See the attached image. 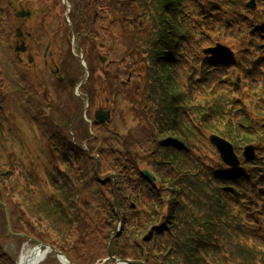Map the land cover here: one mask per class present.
<instances>
[{
	"label": "trees",
	"instance_id": "16d2710c",
	"mask_svg": "<svg viewBox=\"0 0 264 264\" xmlns=\"http://www.w3.org/2000/svg\"><path fill=\"white\" fill-rule=\"evenodd\" d=\"M70 1L78 5L72 11L77 30L83 25L89 32L86 34L92 37L94 33H90V29L95 22L100 29L116 26L121 31L118 36L112 32L115 28L106 32V48L101 47L105 48L103 54H108L109 58H118L114 63H103L104 66H101V76L96 81L104 90L113 94L118 89L127 88L125 96L133 99V95L127 92L132 83L124 87V78L121 77L131 76V82H134L144 75L147 91L143 90L145 95L136 104L139 108L144 102L146 115L154 124L152 143L155 146L158 143L157 161L172 163L154 164L161 181L179 175V170L193 175L186 176L189 182L187 189L184 179L176 184L177 177L170 187L162 189L161 192L165 191L173 199L169 223L162 226L158 224L162 210L152 209V205L137 198L136 191H125L121 186L123 182L119 183L120 174L116 185L121 196L118 198L123 228L113 241V253L122 259L146 260L148 264H264V156L261 157L264 155V127L256 124V128L251 129L255 121L245 110L237 119L240 122H235L236 114L231 109L234 105L231 101L237 100H233L232 94L217 82L220 73L230 65L236 66L235 59H218L204 53L207 47L220 40L234 45L237 37H244L246 46L240 52L242 61L260 50L261 56H264V0H258L260 9L257 18L245 19L246 31L236 29L237 19L240 18L232 9L240 11L228 0ZM225 8L230 16L221 20L225 32L209 34L211 30L204 28V22L215 19L213 14L223 13ZM57 16L63 22L61 16ZM86 34L82 36L89 40ZM96 42L97 39L91 42V51L96 50ZM119 43H123V51L115 58L112 49ZM200 72L203 81L197 82ZM138 89L142 90L136 87L134 91ZM258 100L261 102L256 112L264 117V93ZM234 106L236 108V103ZM237 107L244 108L243 105ZM211 133L228 138L239 149V154L249 143H262V147L253 160H245L239 169L229 168L219 159L220 164L216 160L212 168L205 167L206 172L200 170L199 174L197 169L200 165L197 164L200 161H196V152L208 146L206 134ZM69 178L62 176L65 181L62 188L67 187L70 192L63 196L64 201H54L53 207L47 205L45 199L34 198L36 204L42 203L40 206L23 201L33 207L30 214L34 220L48 222L52 217L57 220L61 234L54 233L45 238L48 242L54 240L52 244L72 245L66 239L81 238L84 232L92 238L100 235L91 213L92 207H85L90 216L86 221H83L80 210L72 214L66 210L75 205L74 202L78 203L77 198L81 195L78 192L72 201L69 200L78 189ZM0 180L3 184H12V177L2 171ZM53 182L59 184L58 180ZM13 189H18V186L14 184ZM157 190L153 188L154 194ZM174 195L182 197L175 200ZM133 201L136 208L131 207ZM188 201L197 209H190L185 214L188 207L184 202ZM101 207L110 210V219L117 222L114 201L103 200ZM196 218L200 224L207 223L206 226L197 230L194 227ZM74 230H77L75 235ZM117 233L114 229L113 234ZM60 236L62 240H57ZM177 237L182 239L174 242ZM110 238L111 233L109 241ZM109 249L108 243L106 252ZM63 250L73 258L70 247L68 250L64 246ZM95 258L94 253L87 260Z\"/></svg>",
	"mask_w": 264,
	"mask_h": 264
},
{
	"label": "rangeland",
	"instance_id": "374dc122",
	"mask_svg": "<svg viewBox=\"0 0 264 264\" xmlns=\"http://www.w3.org/2000/svg\"><path fill=\"white\" fill-rule=\"evenodd\" d=\"M77 1V0H75ZM229 1V0H228ZM233 1V4L238 5L240 11L242 12L241 8L243 5V1L239 0H230ZM27 0H0V8L2 7L3 10L8 14L9 16V23L13 22L16 13L20 11L21 9L28 10L31 9L33 11H37L35 14H33L34 18H41V22H33L30 20H25L18 18L16 20L17 26L22 25L25 29L34 31L37 33V30L35 26H44L48 28H53V25L57 23L56 15L59 14L61 18L66 17V10L65 6L63 5L64 0H32L30 2H27ZM71 5L72 10L77 9V2L74 4L71 1H68ZM217 2H220V0H217ZM25 3L23 6L22 4ZM58 3V4H56ZM56 6L54 7V5ZM8 5L11 6V9L7 10ZM245 6V1H244ZM54 7V8H53ZM65 8V9H64ZM42 12H47L46 14H42ZM49 12V14H48ZM48 14V15H47ZM213 14V13H212ZM255 16L258 15L257 10L253 13ZM47 15V16H46ZM215 16V19H207V22H204V28L207 29V31H213L217 32L222 30V14H213ZM235 15L240 18L237 19L236 22V29H242L246 31V25L244 24L245 21V15L243 13H240L238 11H235ZM46 16V18H45ZM72 17V14H71ZM4 20L7 22V17L4 18ZM242 21V24L240 23ZM30 24L32 26H30ZM106 25V24H104ZM108 25V24H107ZM81 29H79V33L75 32L77 35L74 37V40L78 36L81 38L82 34H86L89 32H86L87 27L80 25ZM108 27V26H106ZM116 27V26H115ZM113 27V28H115ZM23 29L22 27H20ZM20 28H17L20 30ZM109 28L107 30L100 29L98 25L94 22L93 28L90 29V33H94V36L87 35V38L89 40L93 39L94 41L97 39V36L99 34L100 38L99 41L96 42V50L91 51L89 47V43L91 41H75L72 39L71 41V51L65 52L63 46H58L56 48V61L61 66L64 65L66 68H69L73 71V79L75 81V84H78L80 81H82L86 75L85 67L82 65V58L80 56L78 46L76 44H79L81 49L83 50L85 54V63H87L88 69L95 72V77L92 76L91 78L94 80L87 82L82 88L81 91L78 92L75 88H73L72 96L70 95L69 88H60V85L58 84V80H53V86L56 88V93H54V101L57 103L58 106V112L54 114L53 119H55V123H57V126L62 129H65L67 131L68 126L69 129H72L73 135H78L79 143L75 141L78 146L79 144L83 147H88L89 151H92V154H99L100 159L104 157L105 154H108L110 151L106 150L110 149L111 147L118 146V143L122 140L124 141V137L121 138V135H125L130 132V134L134 135V137H128L125 141L129 148V156L130 159H133L134 163L141 164L144 167L147 166L148 156H147V145L145 143H140L138 145H133V143L137 139H141L142 141H145V137L147 136L148 130L145 127L144 122L139 117V111L140 109H144L142 107H137L133 105L132 103L127 101H123L119 104H116V109H113L112 113V119L110 123L106 124L104 128L100 131L101 141L94 143V142H87L86 138V131L89 126V119L87 120V116H89L90 119L91 115L94 117V112L97 107L100 105L101 100L107 96V92H105L104 87L97 83L96 79L101 76V65L99 64L98 59V53L100 51H104L106 48V32H110L111 29ZM15 29V28H14ZM15 31V30H14ZM17 31V30H16ZM115 33L114 36H118V34H121V31L119 28L113 29ZM5 36L0 34V58L2 55L3 63H7V50L8 46L5 42ZM40 40L43 39V37L39 38ZM45 39V38H44ZM92 40V41H93ZM16 42V41H15ZM102 46H105V48H101ZM246 43L244 41V37H237L235 39V44L232 49L234 50V59L236 61V66L230 65L224 72L219 74L218 78V84L225 87L227 90H231V92H236L239 98L238 101H231L234 105L236 103L237 105H243L244 108L241 110V112H235L236 114V121L237 119L243 114V110L247 112V115H251V117L254 119L255 123L253 125L254 129L259 125H263L264 127V117L260 116L256 112V107L261 102L258 99L262 97V93H264V57H258L256 53L255 56H257V61L252 62V59L250 54L248 58H246L244 61L241 60V54L242 49L245 48ZM264 49V48H263ZM44 50V49H43ZM113 56L115 58L119 57L120 54H122L123 51V43L118 44L113 47ZM221 55H226V52L224 49H221ZM10 51V50H9ZM1 60V59H0ZM72 62V63H70ZM245 69H247L245 71ZM9 72L13 73V69L10 68ZM46 72V71H45ZM61 74L63 76H67V73L63 70H61ZM139 72L140 68H139ZM47 73V72H46ZM50 81V79H49ZM203 80H199L198 82H202ZM57 82V83H56ZM135 82V83H134ZM132 82L129 90L130 95H133V99L136 102L141 101L142 95H145L144 91H147L146 86H144L145 77L142 74L140 79L134 80ZM139 83L138 86L136 84ZM49 82L46 80V85H48ZM130 84V83H129ZM133 84L135 86H133ZM64 86V85H62ZM136 87H140L142 90H135ZM6 89V88H5ZM257 92V94H255ZM78 93V94H77ZM106 94V96L104 95ZM4 95V91H0V99ZM84 95H89L90 97V108L87 112H84L86 103L84 101L85 97ZM235 95V93H233ZM109 97L107 96V99ZM120 98V97H119ZM118 98V99H119ZM16 101V98L11 99V107L10 110H12L13 114L15 115V123L19 124L21 126V134L24 136H18L16 133V136L13 134V131L10 132L8 129L9 127L4 124L2 129L0 128V139L5 138L3 140H0V173L5 168V164H9V167L12 169L13 167V177H12V184L9 183V185L16 184L19 189H10L9 193H4L0 191V198L3 201L11 202L17 200V196L26 192L28 189V186L26 185V181L24 180L26 178V175L28 177L30 176V173L32 175V179H36L37 182H40L41 188L45 189L46 186L49 183V179H55L56 171L54 169H48L49 166L46 162L47 155L49 158H47V161L54 165L56 164L51 159L53 157L60 158L58 152L60 149L59 146H64L69 144L68 139H54L50 143L46 140L47 135L51 132V125L47 122L49 120H46L45 116L37 121L33 118V111L30 107H26L30 110L29 113L24 112L23 110L20 113V119L17 120V108L19 107V103L14 105ZM233 105V107H235ZM7 107L3 105V103L0 100V121L3 122L2 115V109H6ZM44 113H47V115H50L49 110H44ZM255 116H259L257 119ZM31 117V118H30ZM261 117V118H260ZM65 119H72V121H75L78 119V121L75 123L73 122L70 127V123L65 124ZM94 119V118H93ZM234 120V121H235ZM20 121V122H19ZM0 122V123H1ZM4 123H6L4 121ZM252 123V122H250ZM73 127L75 132H73ZM90 128V126H89ZM106 129V130H105ZM115 130V131H114ZM17 131L19 132L18 128ZM94 132L98 133L99 130L94 128ZM89 136V135H88ZM7 137V138H6ZM69 138L72 140V138L69 136ZM76 139V138H75ZM85 139V141H84ZM84 141V142H83ZM52 145L56 147V152L53 153ZM94 147V149H93ZM83 153H88L87 150L83 149ZM4 151V153H2ZM239 151V149L237 150ZM77 153H74L77 156L76 163L79 165V171L71 172V176L74 179L76 174L78 173L81 178L85 177V180H88V184H83L82 192L86 193L83 205V199L82 195L80 197V206L73 205L71 208H67L66 210L69 213H75L78 210L85 211L87 206H90L93 208V211L91 213L94 214V220L97 225V229L100 235H95L93 238L87 235L85 232L82 236V241L80 242L77 240V244L75 245H67V248L69 250V247L73 254V257L75 260L80 264H112L110 260H107L104 262V259H107L108 254L106 252V246L109 243V234L112 229V227L115 226L114 222L110 220V210H106L105 207L102 206L103 200H108L109 202H113L111 200V196L114 193V189H116V186L114 184V181L116 179L115 175L112 174L111 176L107 175L105 176H97L95 173V167L97 161L100 159H97V157H94L96 163L87 158L81 150H77ZM201 163L204 166L207 167H213V162L216 160L220 164L219 161V154L216 152L215 148L210 149L208 147H205L202 149L201 152ZM104 163V162H103ZM13 165V166H12ZM47 166V167H46ZM59 167V165H58ZM64 168V166L62 165ZM198 169L202 171V173H205V169L203 166H199ZM37 171L39 174H43V172L47 171V174H43L41 177L45 179L47 184L43 185V180H39ZM101 173H107L105 168H103ZM99 178L103 181L108 179V184L104 185L101 181H99ZM34 181V180H33ZM1 184V182H0ZM26 185V186H23ZM84 188H86V191H84ZM48 194L49 195L51 187H47ZM34 190L38 192L37 187H34ZM56 199V198H55ZM86 207V208H85ZM88 211H85L83 215L84 220L86 221L90 218ZM34 220L30 218L29 215L25 214L22 211H16L11 214V223L13 231L16 232V230H23L25 232H28L30 235H34L37 240L43 241L40 236L43 234L42 232H33L31 234V230L27 229L26 225L32 224ZM112 225V227H110ZM118 229L120 228V225H116ZM22 228V229H21ZM30 230V231H29ZM33 230V229H32ZM112 234V233H111ZM62 240V239H60ZM59 245L63 248L65 245L61 242ZM38 244L35 241H30L27 238H21L16 237L15 235H11V233H8V226H7V220L5 219V213L4 210L1 208L0 205V262H3L2 264L7 263H14V264H20L21 258L23 254H30ZM113 247V246H111ZM112 250V248H111ZM95 253L96 260L90 261V259L87 260L88 256ZM2 255V258H1ZM41 264H63V262L58 259L57 254L55 252H51L47 255V257L43 260ZM95 261V262H94Z\"/></svg>",
	"mask_w": 264,
	"mask_h": 264
},
{
	"label": "bare ground",
	"instance_id": "6f19581e",
	"mask_svg": "<svg viewBox=\"0 0 264 264\" xmlns=\"http://www.w3.org/2000/svg\"><path fill=\"white\" fill-rule=\"evenodd\" d=\"M43 258L44 252H41L39 249H37L28 255L23 254L21 258V264H38Z\"/></svg>",
	"mask_w": 264,
	"mask_h": 264
},
{
	"label": "water",
	"instance_id": "95a60500",
	"mask_svg": "<svg viewBox=\"0 0 264 264\" xmlns=\"http://www.w3.org/2000/svg\"><path fill=\"white\" fill-rule=\"evenodd\" d=\"M216 143L220 146V148L222 149L223 153L224 151H229L225 153V159L227 160V162H229L231 165H235L236 158L235 156H233L232 152H231V148L226 144L225 141L217 139ZM128 263H138V264H145L144 262H134V261H127Z\"/></svg>",
	"mask_w": 264,
	"mask_h": 264
}]
</instances>
